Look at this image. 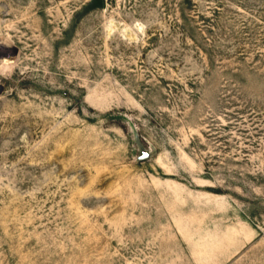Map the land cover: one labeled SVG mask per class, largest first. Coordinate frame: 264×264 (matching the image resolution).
Returning a JSON list of instances; mask_svg holds the SVG:
<instances>
[{
  "label": "rangeland",
  "instance_id": "374dc122",
  "mask_svg": "<svg viewBox=\"0 0 264 264\" xmlns=\"http://www.w3.org/2000/svg\"><path fill=\"white\" fill-rule=\"evenodd\" d=\"M0 0V264H264V0Z\"/></svg>",
  "mask_w": 264,
  "mask_h": 264
},
{
  "label": "trees",
  "instance_id": "16d2710c",
  "mask_svg": "<svg viewBox=\"0 0 264 264\" xmlns=\"http://www.w3.org/2000/svg\"><path fill=\"white\" fill-rule=\"evenodd\" d=\"M104 5V0H94L93 1V6H103Z\"/></svg>",
  "mask_w": 264,
  "mask_h": 264
}]
</instances>
